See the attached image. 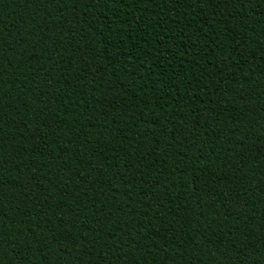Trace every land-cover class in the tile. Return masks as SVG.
<instances>
[{"label": "trees", "instance_id": "obj_1", "mask_svg": "<svg viewBox=\"0 0 264 264\" xmlns=\"http://www.w3.org/2000/svg\"><path fill=\"white\" fill-rule=\"evenodd\" d=\"M0 264H264V0H0Z\"/></svg>", "mask_w": 264, "mask_h": 264}]
</instances>
